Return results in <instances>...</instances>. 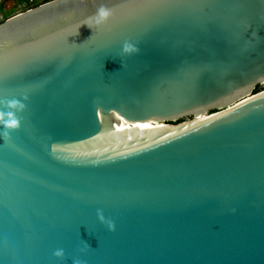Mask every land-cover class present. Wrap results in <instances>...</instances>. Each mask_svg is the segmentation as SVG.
<instances>
[{"label": "water", "instance_id": "water-1", "mask_svg": "<svg viewBox=\"0 0 264 264\" xmlns=\"http://www.w3.org/2000/svg\"><path fill=\"white\" fill-rule=\"evenodd\" d=\"M101 3L109 24H82ZM262 83L264 0H49L0 22V93L30 95L0 140V264H264Z\"/></svg>", "mask_w": 264, "mask_h": 264}, {"label": "clouds", "instance_id": "clouds-1", "mask_svg": "<svg viewBox=\"0 0 264 264\" xmlns=\"http://www.w3.org/2000/svg\"><path fill=\"white\" fill-rule=\"evenodd\" d=\"M113 15V9L106 3H101L96 8L95 13L88 16L82 24H86L93 30L102 29L109 24ZM76 33L77 31L73 34ZM139 51L140 47L138 43L125 40L122 44L120 54L121 56H131L137 54ZM29 101L30 95L28 92H22L20 95H5L0 93V140L5 142L11 141L13 132L23 127V117L24 113L28 110ZM96 215L100 223L105 225L109 231L116 230L117 225L115 220L106 216L102 208L97 209ZM89 249L90 245L87 242L82 241V246L79 248L80 253H85ZM52 256L63 264L67 253L63 247H58L53 250ZM71 264H87V261L77 255L72 258Z\"/></svg>", "mask_w": 264, "mask_h": 264}, {"label": "trees", "instance_id": "trees-1", "mask_svg": "<svg viewBox=\"0 0 264 264\" xmlns=\"http://www.w3.org/2000/svg\"><path fill=\"white\" fill-rule=\"evenodd\" d=\"M49 0H44L43 2H46ZM30 0H0V14H4L6 15L5 11L7 9V7L11 4H20V5H24V10H27L31 7H35L37 5H39L42 2H39V0H36V2L30 6L29 5ZM8 18V16L4 17V19L0 20V22H3L4 20H6ZM260 87L258 86L256 89H259Z\"/></svg>", "mask_w": 264, "mask_h": 264}, {"label": "rangeland", "instance_id": "rangeland-1", "mask_svg": "<svg viewBox=\"0 0 264 264\" xmlns=\"http://www.w3.org/2000/svg\"><path fill=\"white\" fill-rule=\"evenodd\" d=\"M25 11L24 10V5H20V4H11L7 7L5 13L6 15L4 14H0V20L4 19V17L8 16L11 17L15 14H18L20 12H23ZM259 89H254L252 92H257V91H260V90H264V83H262L260 86ZM193 116H187V117H184V118H181L180 120L176 121V122H180V121H184V120H188V119H191Z\"/></svg>", "mask_w": 264, "mask_h": 264}, {"label": "bare ground", "instance_id": "bare-ground-1", "mask_svg": "<svg viewBox=\"0 0 264 264\" xmlns=\"http://www.w3.org/2000/svg\"><path fill=\"white\" fill-rule=\"evenodd\" d=\"M208 115H209V114H200V115L198 116V118H199V120H200V119H204V118L208 117ZM164 123H165V125H163V123L159 122V123H158V127H159V128H163V127H165V126L168 125L166 122H164Z\"/></svg>", "mask_w": 264, "mask_h": 264}, {"label": "built area", "instance_id": "built-area-1", "mask_svg": "<svg viewBox=\"0 0 264 264\" xmlns=\"http://www.w3.org/2000/svg\"><path fill=\"white\" fill-rule=\"evenodd\" d=\"M43 1H44V0H39V2L44 3ZM35 2H36V0H30L29 5L32 6ZM40 4H41V3H40ZM31 8H32V7H31ZM29 9H30V8H29Z\"/></svg>", "mask_w": 264, "mask_h": 264}]
</instances>
